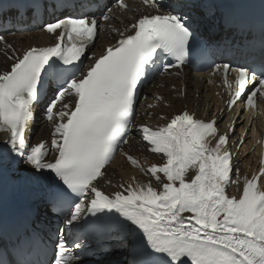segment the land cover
Here are the masks:
<instances>
[{
  "label": "snow or ice",
  "instance_id": "1",
  "mask_svg": "<svg viewBox=\"0 0 264 264\" xmlns=\"http://www.w3.org/2000/svg\"><path fill=\"white\" fill-rule=\"evenodd\" d=\"M143 2L153 11L111 27L118 38L98 56L88 53L100 21H116L111 5L127 9L125 0L0 3V237L38 240L39 264H264V159L258 174L241 175L233 149L244 138L229 143L235 121L221 133L215 114L185 109L156 115L165 123L155 127L135 123L139 86L186 67L220 78L228 111L264 100V0ZM29 27L50 46L17 52L6 34ZM37 108L51 132L33 142ZM134 128L161 162L122 153L147 180L101 190Z\"/></svg>",
  "mask_w": 264,
  "mask_h": 264
},
{
  "label": "bare ground",
  "instance_id": "2",
  "mask_svg": "<svg viewBox=\"0 0 264 264\" xmlns=\"http://www.w3.org/2000/svg\"><path fill=\"white\" fill-rule=\"evenodd\" d=\"M6 39L13 45L17 52H23L30 46L45 45L52 42L51 38L44 36L43 33L39 31H33L32 33H28L26 35H14L6 37ZM111 42L112 41L109 40H100L92 52L99 55L103 51L104 47L110 45ZM0 47H3V45H0ZM91 62L92 61L88 60V64ZM3 66L4 58L0 56V70H3ZM199 76L200 75H197L194 79L187 77V83H189V85H185L186 94L183 95V98L180 97L181 95L178 96V84L174 82L161 80L148 87L146 89L147 97L141 102V105L139 106L140 110H138L139 114L135 117L136 125H140L142 123L150 124L153 127L157 126V124L162 125L165 121H158L156 119V115L163 114L170 118L172 115H175L185 109L191 113H195L197 118H207L211 116L212 110L208 108V105H212L214 103L216 104L217 100L214 99V94L204 87L203 81L199 80ZM192 85L195 86L197 91L190 89ZM173 86H175V90L173 89ZM196 93H198L197 96ZM156 96L163 97V102L157 101L155 99ZM149 104H156L157 107L148 108L147 105ZM146 112H152L154 115L149 118L146 115ZM221 117H225L224 113H221ZM36 122L35 131H30L33 142L38 139H49L51 129L48 127L47 122H43L40 116H38ZM133 130H135V128ZM3 137L4 133L0 132V139H3ZM128 140L129 143L122 145L111 164L106 166L107 176L105 177L103 183L98 184V187H100L101 190L106 192L117 190L113 186L120 183H128L132 181L133 178L137 180H147V177L143 176L137 168L133 167L127 160L126 156L122 153H128L136 157L141 161V163L147 162L148 164H151L161 162L160 155L153 154L148 150V145L146 142L142 141L139 133L132 135ZM248 143L249 145L245 148L239 147L237 153H235L236 149H233L235 153L233 163L239 166L242 176L247 174L251 177L257 172L258 154L254 149L249 151L252 144L250 141H248L247 144ZM115 167H117V171L114 172L112 168ZM260 181L261 184H264V178H261ZM227 191L229 193L234 191V186L227 189Z\"/></svg>",
  "mask_w": 264,
  "mask_h": 264
},
{
  "label": "rangeland",
  "instance_id": "3",
  "mask_svg": "<svg viewBox=\"0 0 264 264\" xmlns=\"http://www.w3.org/2000/svg\"><path fill=\"white\" fill-rule=\"evenodd\" d=\"M139 110H140V107H139ZM138 114H139V112H138ZM138 119H139V118H138ZM138 119H137V120H138ZM121 159H122V156H121ZM121 159H120V160H121ZM112 170H113L114 172L117 171V167L112 168Z\"/></svg>",
  "mask_w": 264,
  "mask_h": 264
}]
</instances>
